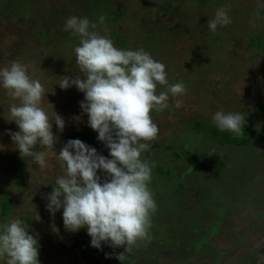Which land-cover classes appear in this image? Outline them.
I'll list each match as a JSON object with an SVG mask.
<instances>
[{"label": "rangeland", "instance_id": "rangeland-1", "mask_svg": "<svg viewBox=\"0 0 264 264\" xmlns=\"http://www.w3.org/2000/svg\"><path fill=\"white\" fill-rule=\"evenodd\" d=\"M221 7L231 23L213 33L208 20ZM72 16L87 17L118 49H144L166 65L169 84L186 88L151 113L159 132L141 159L160 170L149 183L157 210L150 239L124 264H264V0H0V69L17 60L28 65L45 88L41 107L65 121L62 132L53 121L52 149L39 142L32 149L48 152L39 168L8 134L19 131L9 112L19 100L0 86V231L20 219L38 239L40 264H123L116 258L123 247L91 246L86 227L69 231L63 209L53 216L46 207L64 174L56 157L70 139L111 158L80 107L84 93L57 85L61 76L83 75L75 63L79 37L64 30ZM220 110L246 118L248 144L218 143L212 116Z\"/></svg>", "mask_w": 264, "mask_h": 264}, {"label": "clouds", "instance_id": "clouds-1", "mask_svg": "<svg viewBox=\"0 0 264 264\" xmlns=\"http://www.w3.org/2000/svg\"><path fill=\"white\" fill-rule=\"evenodd\" d=\"M104 19L100 16L99 22ZM230 23L227 9L221 7L208 20V27L215 33L218 26ZM96 27L87 17L66 19L64 30L80 40L74 52L83 75L61 76L57 85L61 89L75 86L84 93L80 107L89 117V126L98 133V140L110 150L111 158L79 139H70L56 157L64 174L56 179L46 207L53 216L63 209L67 230L76 232L86 227L91 246L100 249L105 242L112 248L123 247L125 251L116 258L124 264L126 254L132 253L138 242L150 239L151 217L157 210L149 188L152 167L141 159L150 147L148 142L159 132L151 113L167 109L169 96L179 97L186 88L183 82L169 84L166 65L144 49H118L111 39L95 31ZM28 68L18 60L12 61L0 69V86L13 101L19 100L9 108L11 121L19 131L8 134L21 156L31 157L43 169L48 152L32 149L38 142L52 149L56 144L53 121L61 132L65 121L55 111L50 119L41 107L45 88L28 74ZM157 85L165 86L166 91L157 94ZM174 103L176 108L183 105L181 99ZM212 123L220 131L242 138L246 118L220 110L212 116ZM98 171H103V179ZM5 257L6 264H40L38 239L29 234L20 219L5 223L0 231V258Z\"/></svg>", "mask_w": 264, "mask_h": 264}, {"label": "trees", "instance_id": "trees-1", "mask_svg": "<svg viewBox=\"0 0 264 264\" xmlns=\"http://www.w3.org/2000/svg\"><path fill=\"white\" fill-rule=\"evenodd\" d=\"M244 135L242 138H235L234 135L231 132L228 131H220V132H213L212 135L215 137V139L218 141L220 145H234L237 147L244 146L249 143L252 137V130L249 128L243 129ZM169 149L172 150L171 147ZM175 152V151H174ZM175 156H178L177 154H174ZM152 171H155L157 173L160 172L159 169H152Z\"/></svg>", "mask_w": 264, "mask_h": 264}]
</instances>
